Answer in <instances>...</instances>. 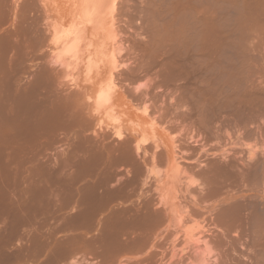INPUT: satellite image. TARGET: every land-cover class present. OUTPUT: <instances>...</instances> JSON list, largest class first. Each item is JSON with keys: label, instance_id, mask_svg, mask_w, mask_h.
<instances>
[{"label": "bare ground", "instance_id": "bare-ground-1", "mask_svg": "<svg viewBox=\"0 0 264 264\" xmlns=\"http://www.w3.org/2000/svg\"><path fill=\"white\" fill-rule=\"evenodd\" d=\"M114 1L115 0H82L80 2L78 0V2H77L78 4H81V3L84 4V5L82 4V7L85 9V12L83 15H81V17L83 16L82 17L83 20H81L80 15L76 13L75 8H73V9H71V15H70L71 18L67 21V24L65 25L64 29L55 28L54 23H51V24L49 23V26H48L49 28L46 26V30H44L43 33L45 34V32L48 30V32H46V33L47 34L49 33V36L48 35L47 36L52 37V38L50 37L51 41L58 48L57 52H55L56 50L54 52L55 53L59 52V54H54V56L56 55L55 57H53V55L50 56V57H52V59L57 58V59H54L55 63L53 62L51 64H56L58 61L59 62L61 61V63H63L62 65L59 62L57 64L58 65L60 64L59 67L63 66V68L67 72H70L71 70L74 71V69L75 70L77 69V71H78L79 69L77 67H78L79 62H77L76 60H79L80 64L82 62L84 64L83 67L86 70V72H84L85 74H88V71L90 73H92L91 71H93V69L95 67L98 68L97 63L99 62V60L96 59V57H97L99 52L97 53L96 52L97 50L96 51L94 50V54H91V53L87 54V56L85 57L84 60L82 59L83 57H81L82 60L78 59L80 57L79 55H81L79 52V50L81 49L80 48L81 43L78 44V42H80L78 40L82 39L81 34H83L84 31H86V29L83 28V26H86V25H83V23L85 22V24H87L86 20L84 21V18H88V19L93 18L95 15H98L101 12H103L104 14H106V12L110 13L109 11H107V6L110 5V9H111L113 4L115 3ZM126 1H125V5H128V4H126ZM190 1L191 0H153L152 3H151V1L149 3V0H147L148 5L150 4L149 5L150 10H146V11L142 10V11H144L146 13L145 14V15H147L146 19L149 18L148 20H151V19L155 20L154 24H152L153 22L150 23L151 25H155V26L161 28V30H159V33H161L160 37L158 35L159 34L158 31L156 32V33H158L157 37L155 38V44L157 46H155V47L153 46L154 48L162 47V48H158V50L164 49L165 52L162 50L161 51L164 52L165 54H167V53L171 54L173 51H175L176 52L175 57H173V55H172V57L174 58L173 62L176 60L174 63H179V64H175V66H177L179 68L184 67V65L188 63L187 62V61H189L188 59L192 57L191 59L193 60V63H194L193 66L198 69L197 70L198 72L201 69V74H199V75H201L200 76L201 89H199L198 91H195V89H194V92H193V90L190 89L191 87L189 85L188 86L186 85V87L180 86L179 88H176L177 90L179 89V91L181 89V92H179V95L177 94V90L175 91L176 94L173 92V95H168L169 96L168 99L170 97L174 98L173 101L176 102V103L175 102L172 103L174 105L171 104L170 108L166 109L167 111L164 110V108L166 106L163 109H162V107L159 108L157 106V108H159L161 112L164 110L165 112H168V114L174 115V118L169 115L172 118L170 120H168L169 117H168L167 113H164L167 115V116L165 115L167 117L166 124H168L169 122H172L173 120H174L173 122L175 124V122L178 123L180 120L182 125H179L180 126L179 128H182L183 125H185L184 128L189 125L190 126L189 128L193 129V130L190 129V131H192V135L194 134V132H196V134H194L192 136L191 132L189 131V134H187V136L191 135L190 137H188V138H190V141H191V139L192 140L196 139L195 143L201 144V145L196 144L197 146L201 147L199 149V150H201V159H199L197 162L198 163L197 165L199 167L201 166V169L197 170L198 166L196 167V164H195V167H196L195 173H197L201 177V180L198 178H194V179H198V180L193 179V177L196 176L197 174L194 175L193 177L192 176L186 177L188 174L186 172V170L188 169L187 171H189L190 167L189 168L187 167V169H185L186 165L184 167L179 162V159H183V157L182 156L178 157L179 152L178 153L176 152L177 151L176 149H178V147L175 145V140L173 141L172 137H170L171 133H169L170 131H168V129H171L170 128L171 126L168 129L166 127H163L162 130L165 134L164 138L166 140H168V139L169 140L167 142H165V141L161 140V138H158L159 136H156L158 138V139L156 138L157 140H154V138H153V141H154L153 145L154 146L152 144H151V146L154 147L156 151L153 152L152 151L153 148L150 147L152 149L151 151L153 152L151 154L150 158L147 157L148 159H150V162H149L150 164L147 163L148 159L143 160V161H147L146 163L149 165V168H147L148 166L146 167L148 175L150 176V175L154 174V176H155V181L157 184L156 190L158 193L157 194V196H158L157 203L153 202L154 205L151 206L152 202H150V203L148 201L141 202V204H139V206H138L139 207L138 210L137 211L133 210L135 213L134 214L135 216L132 214L134 217V218H132V220L128 219L129 216L131 215L130 213L132 212V211L131 212L129 211L130 208L128 206L127 207V208H129L128 210H127V208L126 209L122 208L123 212H120V211L118 212V210H121V209H118L117 211L115 210L116 213L111 211L112 213L111 212L110 213L113 216L108 213L109 215H111V216L108 215L109 216L108 219H106L108 217L107 216L106 218L104 217L103 220L101 219L102 221L98 220V222H97L96 219L93 220L94 218L99 217V216L96 217L97 213L101 214V211H100L101 208H102V211H104L103 209H105V207L108 205L107 202H109V204H111L112 201L117 200L114 195L116 193H117V195H120L121 194L120 193L121 188L123 186L121 185V187L120 186L118 187V186H114L112 184V186L115 187V189H111L112 186L109 187L110 184L109 185L107 184L108 186H106L105 183H107L109 181H113L110 179V177L112 178V176L109 175L108 178L106 177V178L100 179L98 177L99 180L98 181L96 180L97 182L95 181L94 185H93V180H92V182L89 181L90 184L92 183L91 185H93V186L90 185L91 188H96V189H91V190L85 189L86 187L84 188V187H82L83 186L82 185L81 187H79V188H81V190H79L78 188H77L78 190H74L73 187H75L76 185L75 186H73V185L75 184V182L77 183V178H78L77 176L80 174H85L83 176L86 177V174L89 175L90 172H93L94 170H98L99 168L97 169V167H101L102 165L105 164L106 161H109V160H107L109 153H110V155H112L113 157L116 158V160L114 158H112V159H114L113 161H117L118 158H120L121 160H122V158L128 159L127 156L131 153H129V151H128L127 143L129 142L128 145H130V147H131V146H133V145H131L133 142L131 143L128 139V142L124 141L126 143L127 148H126V146H121V148L124 147L121 149L124 151L120 152V153L124 152L123 153L125 155V158H124V157H122L123 154H121L120 157H116L118 155H115V153L113 151H112L113 154H111L112 152H109L107 154L106 152H104V150L106 148H104L103 150L100 149V146L104 147V145H99L98 146L99 148L97 147L100 140L95 141V139H101V137L99 136V138L97 137L95 139H94V137L98 136L99 133L97 134V131L99 132V130L96 131L97 135H95L94 137L90 136L93 138V139L91 138L90 141L87 140L88 137L86 139L84 136H78V138H76V140L79 139L80 141L78 140L77 141L78 143H76L75 140H74L75 143L72 142L74 144H77L74 147L76 150L78 149L77 151L75 150V152H74L73 150H70L71 152L69 151V153L67 154V153H65L67 150L65 152L63 150V152L58 154L59 156H57L61 160H64L68 157L67 160L64 161L65 163H69V162L71 163L75 159L80 158L79 160L77 159V162L79 161V165L77 162L73 163L75 165V167L77 165V169H75V171L77 170L76 171L77 174H75L74 165L72 166L73 168H71V164L69 163L70 166H68V164H66V166H67L66 167V166H64L65 164L63 163V161L61 162V160L60 161L58 160L59 163H57V162L55 163V164H58V167L56 165V167H57L56 170L60 172V173H58V175H60L61 172H62V174L65 173V170L67 169L66 170L67 172L63 175L61 174L62 175L61 177L64 179L66 177V174H68L67 177L69 176V174H70V176L68 178L66 177L64 179V180L68 179V180H66L67 183H64V185L67 184V185H65V188H64V185H62L59 188L58 195L56 196L58 199L57 200L58 202H56L54 199L52 200V198H53L52 196H51L52 197L51 200H52V202L55 201L58 204V205L55 204L58 207V209L65 208V206L67 205L69 200L70 201L72 200L75 202V205H76V211L74 213L75 216L73 214V212H74L73 210H72L73 211L72 214H70V212H69V214L71 215V218H73V216H74V219L72 220L70 218V216L67 215L70 223L73 221V222H75V224L73 223L71 225L69 222H67V224L69 223V225H66V223H65L63 226H60V227L64 228V226H66L65 228L69 229L70 227L73 226L72 228H74V230H76L78 228L77 230L79 231L80 228H82L84 226L85 228H82V229H84V231H86V230H88V229H86V227L89 228L90 226H92L90 228V230H91L94 226L95 221H96L97 226H98V230H97L98 234L93 236L94 235V233H93L91 238H90V236H89V238H87L85 235L84 236L81 235L82 233L79 236L75 234L76 236H74V235L69 236L70 238H68L66 236L67 239L63 238V240L60 241L59 239H56L55 236H53L54 229L51 231V233H48V232H50L49 228H46L49 231L43 230L41 228L43 232L44 231L47 232V233H45V236L43 237V238H45L44 241L42 238L41 247L43 249L40 248V250L42 249L45 252V254H44V252L41 250L42 251L41 253L44 254L43 260L40 262L41 264H125V263H130V262L133 263L132 262V259H133L132 256L133 255L137 256V254H141V253L143 254V252L148 256L144 260L142 259V262L140 260L138 262L139 264H144L145 262H148V261H149V263L151 261H153V263L151 262L152 264H175V263L178 264L179 261L175 262L174 258H178L180 256V254H179L180 252H184L185 250H188L187 249L188 247H186V246H188L192 243L194 245V251H196V250L199 251V249L201 248V254H200L201 255V264H264V187H263L264 186L263 185L264 184V77H263V74H264V0H193V2H195V6H196V4L198 5V3H199V6L197 8V12L196 13L194 12L195 14H193V15H192V13H193L192 10H194V9H192V7L194 4ZM121 2H124V1H121ZM128 2H131V1L129 0ZM146 3H145V5H146ZM189 3L193 4V5H190ZM143 4H144V2H143ZM114 5H116V4H114ZM189 5L191 8H189ZM146 7H147V5H146ZM199 7L203 8L204 17L203 16L200 17L199 12H201V11H198ZM70 8L71 7H69V9ZM83 8H81L82 11L80 12V14L83 12ZM114 8H113V10H114ZM133 8H134V6H133ZM135 8H136L135 10L137 11L138 7L136 6ZM201 8H200V10H201ZM122 9H123V6H122ZM124 9H125V6H124ZM148 9H149V7H148ZM190 9H192L191 10L192 12L190 11ZM103 10H106V11L104 12ZM115 10H114V12H115ZM117 10H119V7ZM194 11H196V8ZM144 12H143V14H144ZM140 13H142V12H140ZM115 15H117V13ZM145 15H143L144 18H145ZM115 17L113 19L111 17V19L114 21ZM120 18H116L115 21H118V19H120ZM140 18L142 19V17H140ZM201 18H203V20H200ZM146 19H144V20H146ZM37 20H39V19H37ZM113 21H112V23L114 24L115 21L114 22ZM151 21H153V20H151ZM32 22L34 23L33 20H32ZM142 22H143V20H142ZM30 23H31V21H30ZM30 23L28 25H30L31 28H30V26H26L29 29H27L26 27H25L26 29H24L26 34L29 32L28 37L26 36V34H24L23 37L26 36L25 41L23 40L24 42L22 44L20 42L18 43L22 46L24 43L27 44L28 41L26 42V39H30L32 45H34V43H35L34 40H37V41L39 40V39H36V37H38L37 33L39 34L41 32L40 31L38 32V30H37V33L33 34L35 32L34 31L35 27L33 28V26H37V25H31ZM113 24L110 25V27L114 26ZM80 25H81V27H80ZM119 26H121V25H119ZM149 26L150 25H148L147 27H149ZM32 28L34 30H32ZM94 28H96V27L94 26ZM110 29H112V30L114 29L113 30L114 32L116 31L115 28L111 27ZM152 29H155L154 26ZM155 30L152 31V33L155 32ZM31 31H33V32L31 33ZM149 32H151V30ZM29 34L30 35L33 34L34 36L35 35L36 36H35V38H33V35L30 36ZM42 35H40L41 38H42ZM152 35H154V34H152ZM29 36H30V38H29ZM83 37H84V35H83ZM116 37H117V35H116ZM46 40H48V39L46 38ZM152 40H151V42H152ZM6 41L4 40V43L3 42L2 43L4 45H7V43H8L9 46H11L10 43L15 44V46L12 45L13 48H11V49H13V50L17 49L16 50L17 53L21 52L22 49H23V51H25L26 47L23 48L24 46L22 47V46L18 45L17 48L14 49V47H16V45H17L16 42H13V41H9V42L7 41L6 42ZM20 41L22 42V40H20ZM76 41H77V44L80 48V49H77V51H76L79 54L78 58L75 56V54H76L75 50H76V45H77ZM116 41H118V40H116ZM146 42H148V39ZM42 43H43V41H42ZM119 43H121L120 40H119ZM31 44L29 43L27 45L29 46ZM92 44H91V46H92ZM100 44L102 45V43H100ZM4 45L0 46L1 56H5L6 54L8 55V53H5V52H4L5 55L4 54L2 55V52L4 50H7V47ZM27 45H25V46H27ZM84 45H85V43H84ZM168 46H170V47L168 48ZM81 47H84L83 44ZM116 47H117V44H116ZM121 47H123V46H121ZM164 47L165 48L167 47V48L165 49ZM87 48H89L88 44H87ZM90 48H92V47H90ZM19 49H20V51H19ZM170 49L172 50V52L169 51ZM53 50H54V48H53ZM113 50L115 51V49H113ZM117 50H119L118 47H117ZM144 50L146 52L145 48H144ZM144 50H142V51H144ZM7 51L9 52L10 49ZM81 51L85 52L84 48H82ZM116 51L113 52L111 50V52H113V53H117ZM157 51L155 49H153V52L151 51L153 53L152 58H154V56H156V55L157 56L159 55V52H157ZM162 52H160V53H162ZM22 53H19L20 56L19 55L16 56L17 59L21 58V60H19V59H18L19 61L17 60L18 63L21 61L23 63V60L26 61V59H24V58H26L25 57L26 54L25 53L22 54ZM113 53H111V55H115ZM100 54H101V52H100ZM163 54H161V55H163ZM21 55H23V56L21 57ZM60 55H64L65 57H67L65 59L66 62L62 61L63 57L61 58V60H58V57ZM83 55H81V56H83ZM1 56H0V61H1L0 63L3 64L7 60H9L7 58L4 59L2 57L4 60L7 59L6 61L3 60L4 61L3 62L1 59ZM144 56H145V54H144ZM7 57H9V55ZM168 60L171 62L170 59H168ZM10 61L13 63L14 62L13 58ZM158 61H160V60H158ZM146 62L148 63L149 61H146ZM6 63H4V65L6 64L5 66L9 67V69L7 68L5 70V73H3L4 72L3 70L6 67L1 64L3 66V68H1V65H0V68H1L0 73L2 71V75H1L2 79L0 77V79H1L0 83H2V84H0V87H1L0 88V161H1V163L5 162V165H6V166H1V169H2V167H3V169L0 170V173H1V176L4 178H6V176L3 175L4 174V172H3L4 167H8V169H9V170L8 169L5 170V172L7 171V174L10 171H12V173L18 177V176H20V174L22 172H24V170H23L24 168L23 169L20 168L21 163L23 162V161H21L22 159H25V160L32 159V158L34 159L36 157L43 155V154H41V151H40V150H42L41 149L42 146L40 147V145H42L43 141L48 140V142H49V140L50 141L53 140V139H51L53 136L51 137V135L48 136L47 134L51 133L53 135L52 130L54 131L53 126H55V124L54 125H52V124H53V122L57 123L56 121H58L59 115H61L62 117H60V118L62 120H65V121H66V119H63V118H66V117H67V119L69 118L68 121L73 122L72 125L74 123L75 124L78 123V124H80V127H81V125L83 126V124H81V123H83V121H81V119L78 120L79 116H80L79 114L83 113L82 112L83 110L81 111V107L78 106L77 104H79V105L81 104L79 102H81L80 100L83 99V98H81L82 95H84V97L87 101H90L89 98H91L87 94H85L86 93L85 91H83V90L81 91L80 87L77 86V83L74 82L76 77H77V76H75L77 73L76 72L75 74L73 73L75 76V78H73L74 81H73V79L71 80L75 83V84L72 83V87L75 86L73 88L78 87L79 89L76 88L73 90L71 88L72 89V92H71V89L69 88L70 86H68L67 89H70V91H69L70 95L68 94V92H66L69 96L66 95L65 97H67V98L63 99V101L58 99L57 98L58 96L56 97L57 94L55 93V97L61 101L59 103V101L57 100L58 101L57 103H59V106H56L57 105L56 101H54V100L51 102L48 101L50 96L48 95L49 97H46V95L48 93L46 92V95H45V91L47 89L46 90L44 89L47 84H48L47 86H49L48 82L51 81L50 75L53 74V71L51 73L50 70H52L53 68L52 69H48V68L45 69L47 72L45 71L43 74H42L43 69H40V70H42V71H40L42 75L40 74V72L38 70L37 75L36 76L33 75L36 77V78L33 77V79H37V80L34 81L32 79L34 84H33L32 89L30 90L24 84H22L23 87H21L22 85L19 87L18 85H20V84L17 83V86L15 87L16 84H15V82H13L14 80L12 79L14 72L9 73L7 71V70H10L11 65H10V62H8V61ZM22 63H20V65ZM8 64L10 66H8ZM118 64L121 67V64L119 63V61H118L117 65ZM128 64H130V63H128ZM143 64L145 65L144 67L149 65V64L146 65L145 62L142 63V65ZM75 65H77V67ZM117 65L115 64V66L117 68H119L118 70L120 71V67ZM150 65H152V64H150ZM130 66H131V64L127 68H130ZM134 66H135V64H134ZM170 66H171V64L168 67H170ZM180 66H182V67H180ZM13 68H11V69L14 70ZM110 68H111V66H110ZM112 68L116 69L115 67H112ZM114 69L112 71H114ZM121 69H122V67H121ZM184 69H185V67H184ZM118 70H115V71H117V73H119ZM124 70H125V68H124ZM124 70H123V74H120V73L118 74V75H120V77H121V75L122 76L124 75ZM112 71L110 70L111 73H112ZM174 71L171 70V73H169L168 75H170V74L174 75V73H172ZM182 71H183V69H182ZM197 71L195 72L196 74H197ZM176 72H178V71H176ZM186 72L187 71H185L184 73H186ZM16 73H14V75L17 76ZM117 73L116 72L114 73L116 75V79L113 77L114 76L113 74H111V75L109 74L108 76H110V77H107V79L105 81L96 80L95 82H92L93 83V91H92V98L91 99L93 101L92 103H93V106L95 109L98 110L100 107L107 104V102L111 101L110 99L112 98V95L115 93L116 87H118L117 84L119 83L118 81H116L117 77H118ZM130 73H132V75H134V73H137V70L132 68ZM164 73H167V72L164 71ZM181 73L183 74V72H181ZM38 74L40 75L39 77H38ZM161 74H163V71ZM56 75H57V73H56ZM163 75H165V74H163ZM61 76H62V74H61ZM125 76H126V74H125ZM175 76L177 77L176 74H175ZM63 77L65 78L66 76H63ZM78 77H79V74H78ZM120 77H118V78H120ZM128 77L129 76H126V77H124V79L128 78ZM166 77H168V76H166ZM178 77H179V75H178ZM131 78H130V80H131ZM170 78H171V76L169 77V79ZM196 78H195V80H196ZM173 79L175 80L174 77H173ZM184 79H185V77L182 80L184 81ZM188 79H189V77H188ZM155 80L156 79L154 78V82H155ZM177 80L180 81L178 78H177ZM182 80H181V82H182ZM195 80H194V82H195ZM32 81H30V82L33 83ZM63 81H66V80H63ZM68 81H70V79ZM68 81L65 83H68ZM71 81H70V84H71ZM77 81H78V79H77ZM157 81H156V85H157ZM173 81H172V83H173ZM116 82H118V83L116 84ZM166 82L167 81H164L165 84H166ZM19 83H21V82H19ZM52 83H53V78H52L51 84ZM189 83L190 82H188V84ZM196 83H198L197 80H196ZM159 85H161V84H159ZM169 85H170V83H169ZM193 86L195 87V85H193ZM197 86L195 88H197ZM60 87H58V88H60ZM173 87H176V86L173 85ZM188 87H190L189 88L190 90L188 89ZM156 89H157V87H156ZM161 89H162V87H161ZM43 90H45V91L43 92ZM50 90L51 89H49V92H51ZM61 90H63V89H61ZM75 90H76L77 94L75 93ZM77 90H79L81 92H79ZM137 92H138V90H137ZM144 92H142V93H144ZM78 93L79 94L82 93V95L79 96ZM74 94H76V95L74 96ZM85 95H87L88 97ZM142 95H144V94H142ZM147 95L148 94H145L144 97ZM76 96H77V98L79 96V98H81V99L80 100L78 99L79 101H77ZM138 96H140V95H138ZM136 98H138V97H136ZM142 98H143V96H142ZM145 98H147V97H145ZM154 98H156V97H154ZM158 98H159V96H158ZM50 100H51V97H50ZM136 100L138 101V99H136ZM147 100L146 101L143 100V104H145L143 107L144 110L142 111L144 114V117L142 120L140 119L141 120L140 122H136V126L142 127V130L144 127L148 126L150 129L153 130L155 128V126L159 124L158 118H155L156 114L154 115V113H153L157 109L155 108L156 106L154 105L155 110L152 109V111H151L153 113L154 118L151 119L152 117L151 118L149 117L150 116L149 110L151 109L150 108L151 106L148 107V105H150V104H147ZM166 100H167V98H166ZM75 101H77L78 103L75 104ZM87 101L84 104L88 105V107H89V104H87ZM150 101L151 100H149L148 102H150ZM82 102H85V100ZM140 103H141V98H140ZM138 105H136V106H138ZM60 106H62V107H60ZM59 107H60V111L58 109ZM67 107H68V109H67ZM70 107L72 108V110ZM74 107H76V108L78 107V108L75 110ZM185 107H186V110L184 109ZM63 108H66V112H61V109H62V111H65V109H63ZM182 109H183V112L181 111ZM172 110H173V112H171ZM84 111L86 112V109ZM177 111H179V112H177ZM158 112L159 111H157L156 113H158ZM164 114H163V117H165ZM161 117H162V115L159 118L163 121L164 118L162 117L163 118L162 119ZM140 118H141V116H140ZM136 120H138V119H136ZM60 122H58L57 124H59V123L62 124V122H64V121L60 120ZM65 123H63V125H62L64 130H63V128H57L56 127L57 124H56L55 127L57 129H59L56 131H60V129L65 131V127L68 126L67 123L66 124ZM78 124H77V127H79ZM161 125H163V124H161ZM80 127H79V129H81ZM189 128H187V130ZM194 128L196 131L194 130ZM158 129H159V127L156 130H158ZM160 131L161 130L159 129V132ZM182 132H183V130H182ZM119 133L120 132L115 133L118 135L117 138L122 136L121 133L120 134ZM161 133H162V131H161ZM164 134H162V135L164 136ZM49 137H50V139H49ZM80 137H82V138H80ZM65 138L66 137H64V138L62 137V140L64 141ZM83 138H85L86 140ZM105 138L107 139L108 137H105ZM185 138L184 139L188 141V138L186 136H185ZM198 138L201 139V141H200L201 143H199V140H197ZM108 139H110V138H108ZM122 139L124 140L125 138H122ZM59 140H61V139H59ZM103 140H101V141H103ZM149 140H150L149 137H144V138H141L140 141H137V143H134L135 145L133 147H136L137 151H139L138 154L141 153L140 151H142L144 153V155H146V156L148 155L147 154L148 152L146 153V148H144V147H146V143ZM63 141H61V143ZM65 141H66V139H65ZM120 141H121V138H120ZM120 141L117 143L118 146H116L117 144L111 145L112 144L111 142H110L111 144L110 143L107 145L105 144V146H108L107 147L108 150H113V148L110 149L109 145L113 146V147H119V144H121ZM178 141H180V140H178ZM54 142H55V140H54ZM56 142H57V137H56ZM121 142H123V141H121ZM169 142H170V144H169ZM193 142L194 141H191V144ZM63 143L65 145L66 142H63ZM102 143L104 144V142H102ZM102 143H100V144H102ZM181 143L183 144L184 141H181ZM143 144H145V146H143ZM187 144L184 143L185 148L182 145L183 148L186 150H188L186 147L189 146V145L187 146ZM67 145H68V143H67ZM71 145L72 144H70V148H71ZM123 145H125V144H123ZM38 146L40 149H38ZM76 146H78V148H76ZM192 146L193 147L195 146L194 143ZM192 146H191V149H189L188 151L185 150L187 153L182 149H180V152L182 150L183 152L186 153V155L188 153L190 154V152L193 153L194 151H192V148H193ZM164 147H168L169 151H166V152L164 150L162 151V148H164ZM74 148L72 145V149H74ZM80 148L86 149V151L85 150L81 151ZM89 148L92 150H89ZM179 148H181V146ZM46 149H47V147H46ZM147 149H149V148H147ZM159 149H161V150L158 151ZM116 150H117V152H119L118 149H116ZM165 150H167V149H165ZM193 150H195V152H196V150H198V149L193 148ZM134 152H136V151H134ZM149 152H150V149H149ZM45 153H46V151H45ZM163 153L164 154L166 153L165 156L163 155ZM192 153L188 157L186 156V158L191 159L193 155H194L193 157L195 158V154H192ZM52 155H54V154H52ZM112 156H110V158H109L111 161H112V159H111ZM140 156H142V155H140ZM140 156H139V158H141ZM43 157H45V156H43ZM184 157H185V155H184ZM2 159L4 161H2ZM36 159H34V160H36ZM68 159H69V161H68ZM121 160L119 162H121ZM186 160H184V161H186ZM80 161H81V163H80ZM125 161H127V160H125ZM60 162L62 164H60ZM6 163H8V164H6ZM157 163L165 165V166H163V167H165L164 170L161 169V165L159 166ZM94 164L96 167L94 166V168H92L91 166ZM110 164H112V163H110ZM131 164H133V163H131ZM138 164H140V162L137 163L136 165H138ZM53 165H54V163H53ZM123 165H125V164L123 163ZM157 165L159 166V168H160L159 170H161V171L158 170ZM105 166H106V164H105ZM110 166L108 164L106 168L108 169V167H110ZM38 167L36 169L30 170L32 177H34L33 174H40L41 175L43 173V172H41V168L38 169ZM41 167H42V165H41ZM68 168L71 170L70 173H68V171H69ZM114 168H116V167H114ZM194 169L195 168H193V169L191 168V170H194ZM103 170H104V168H103ZM191 170L189 171V175L195 174L194 171H191ZM108 171L106 170L107 173H108ZM111 171H112V169H111ZM71 172L73 175L71 174ZM12 173H11V175H13ZM31 174H30V176H31ZM112 174L114 176L113 172H112ZM183 174H185V178H187V180H190V181H187L185 179L186 180L185 181L183 179L185 181V183H184L185 185L183 187L186 186V190H184V191H185V193H187L189 195L187 197L193 196L192 192H194L196 190V189H194V190L192 189L193 191L189 192L191 190L190 188L193 185H197V183L199 181H200L199 183H201L200 185L198 183V185L201 186V190H200L201 194L198 192H197V194H195L196 192L194 193V197L196 195L200 196L199 200H201V213H200L201 221H198L200 218L197 220V218L200 217V215H199L200 210L199 211L197 210L198 213H196L197 211L195 212L196 214H198L197 215L198 217L196 218L193 211H195L197 208L195 210L193 208V210H192V208L189 209L188 203L187 204L184 203V204H186L184 206L182 205V203H177V201H180L182 196L179 197V196L175 195V193H173V191H172L173 185L176 182V178L177 177L181 178V176L184 177ZM48 175H49V173H48ZM1 176H0V178H1L0 180H4V179H2ZM73 176H75V177H73ZM92 176H93V174H92ZM105 176H106V173H105ZM141 176H143V175H141ZM62 178L57 179L56 182H58V185H59V181H61L60 183H63V181L61 180ZM78 179H81V178L79 177ZM115 179H116V177H115ZM177 179H179V178H177ZM30 180H32V179H30ZM35 180H37V179H34V181ZM116 181H117V179H116ZM184 181H182L181 184H183ZM3 182H1V183H3ZM30 182H32V181H30ZM56 182H55V185H56ZM83 182H85V181L83 180ZM186 182H189V183H186ZM27 183H29V182H27ZM38 183H40V182H38ZM79 183H81V182H79ZM122 183H124V182H122ZM85 184H87V183H85ZM88 184H87V186L90 187ZM15 185H17V184H15ZM29 185H31V184H29ZM29 185H27V187H28L27 191H29L30 190L29 188H31V186L29 187ZM77 185H78V183H77ZM104 185L107 188L109 187L110 189L109 188L108 189L110 191H108V192L105 191ZM115 185H119V184H115ZM0 186H1V184H0ZM35 186H37V185H35ZM102 186L104 187V189L102 188ZM197 186H196V188H197ZM125 187L127 189V186H125ZM193 187H195V186H193ZM51 188H53V187H51ZM82 188H84L85 190ZM98 188L103 189V190L101 191ZM0 189H1V187H0ZM36 189H37V187H36ZM36 189H35V191H38ZM44 189H45V187H44ZM54 189H57V187ZM130 189H131V187H130ZM13 190H14V188H13ZM32 190H34V189H32ZM42 190H43V187H42L41 191ZM52 191H53V189H52ZM30 192H32V191L30 190L29 193H27V196L30 195ZM118 192L120 194H118ZM203 192H205V193H203ZM36 193L38 194V192H36ZM39 193H40V190H39ZM55 193H57V192H55ZM126 193L124 192V194H126ZM48 194H49V192H48ZM50 194H51V190H50ZM33 195H31V196H33ZM39 195H41V194H39ZM53 195H55V194L53 193ZM127 195H128V193H127ZM129 195H130V192H129ZM132 195H133V193H132ZM132 195H130V196H132ZM34 197H35V195H34ZM126 197L127 196L125 195L124 200H126ZM194 197L192 199H194ZM123 198H124V195H123ZM128 198L130 199V197H128ZM196 198H197V196H196ZM41 199H42V201L44 200L43 198H39V200H41ZM110 199H112V201ZM192 199H191V201H189L190 204H192L193 206H197L199 208V206H198L199 203L197 202L198 200L196 201V199L195 200H192ZM30 200L29 201L32 202L33 199H30ZM34 200H35L34 202H37L36 199H34ZM39 200L37 203H40ZM118 200H120V198ZM72 201H71V203H72ZM209 202H213V203H211L210 205H206ZM46 203H48V202H46ZM46 203H45V205H46ZM31 205H30V207H31ZM48 206H50V205H48ZM67 206H66V210L69 209V208H67ZM108 207H110V206L108 205ZM47 208H50V207H47ZM37 209H39V208H37ZM62 210L65 211V209H62ZM202 210H204V212ZM205 214H210V215L203 217ZM44 215H45V213H44ZM44 215L42 214V216H44ZM49 215H51V214H49ZM64 215H66V214H64ZM132 215H131V217H132ZM47 217H49V216L47 215ZM47 217H46V219H47ZM51 217H54V216L51 215ZM67 217H64V218H67ZM40 219H42V218H40ZM50 220H52V219H50ZM68 220H65V222ZM43 221L45 222V220H43ZM57 222H59V221L57 220ZM90 222H93V223H90ZM41 225L42 224H40V226ZM95 225H96V223H95ZM68 226H70V227H68ZM76 226H77V228H76ZM38 227H39V225H38ZM44 227H45V225H44ZM49 227H51V226H49ZM60 227H58V228H60ZM95 227H94V229H92V231L96 230ZM173 228L175 229V231L173 230ZM170 229L173 230V237L175 235V240L180 241V239L179 240H177V239L178 238L183 239V243L185 244L184 247H186L185 249H183V251H180L179 253L177 251L178 254L176 253V248H175V242L176 241L175 242L173 241V244L171 243L172 245L169 244V247H171V250L168 253H165V251L163 250V249H165V248H163L164 245L167 244V243H165V241L168 239V235L165 233H166V231H168ZM74 230H72V231H74ZM197 230H198V232H197ZM27 232H28V230H27ZM169 232H172V231H168V233ZM89 233H92V232H89ZM26 234L28 235V233H26ZM54 234H56V233H54ZM169 234H171V233H169ZM43 235L44 234H42V236ZM36 236L37 235L34 234L33 237L30 236L33 239H31V238H29V239H31V241H32L35 239L34 237H36ZM39 237L40 236H38V239L41 240ZM53 237L55 239H53ZM170 237H171V235H170ZM50 238H52V239H50ZM49 239H50V241H49ZM39 240H38V242H40ZM56 240H58V241H56ZM167 242L169 243V240H167ZM176 244H177V242H176ZM199 244L201 246H199ZM30 246H32V245L30 244ZM165 246L167 247V245H165ZM23 247L25 248V246H23ZM34 247H35V245H34ZM20 249L22 250V247L19 248V250ZM38 249H39V247H38ZM191 249H192V247H191ZM241 249H244V250H241ZM25 250L28 251L26 248H25ZM29 250H31V249H29ZM178 250H181V249H178ZM19 252H20L19 254L21 255V251H19ZM23 252H24V250H22L21 257L23 256ZM38 253H37V255L40 258L41 253L40 254H38ZM13 254H15V253H13ZM30 254L31 253H28L27 255H25L24 256L25 259ZM168 255H171V258L169 260L174 259V262L168 263L169 262V260L167 259ZM8 256H10V255H8ZM39 258H37V259L40 260ZM120 258H122V259L124 258V260L121 261ZM183 258L184 257H181V259H183ZM17 259H19V255H18ZM188 259H190V258H188ZM10 260H12V259H10ZM32 260H33V258H32ZM166 260H168V261H166ZM30 261L31 260L29 259V262ZM34 261H35V259L33 260V262ZM133 261H135V260H133ZM189 261H191V260H189ZM9 262H11V261H9ZM35 263H37V262L35 261ZM35 263H33V264H35ZM136 263H137V261L133 264H136ZM194 263L195 262H193L192 264H194Z\"/></svg>", "mask_w": 264, "mask_h": 264}, {"label": "rangeland", "instance_id": "rangeland-1", "mask_svg": "<svg viewBox=\"0 0 264 264\" xmlns=\"http://www.w3.org/2000/svg\"><path fill=\"white\" fill-rule=\"evenodd\" d=\"M80 2L82 1V0H79ZM121 1H124V2H121ZM115 0L114 2V4H116V5H114L113 4V6L111 7V9H110V5H108L107 6V11H109L110 13H107L106 12V14H104L103 12H101L100 14H98V15H95L93 18H90V19H88V18H84V21L86 20V23L87 24H85V22L83 23V25H86V26H83V28L84 29H86V31H84V33L83 34H81V36H82V39H80V40H78V41H80V42H78V44L79 43H81V46H82V44H83V46L84 47H81L80 46V48H79V46H78V44H77V41H76V50H75V56L78 58L79 56V58L78 59H80V60H84L85 59V57L87 56V54H94V50L98 53V55H97V57H96V59H98L99 60V62L97 63L98 64V68L97 67H95L94 69H93V71H91L92 73H90L89 71H88V74H85L84 72H86V70H85V68L83 67L84 66V64H83V62L80 64V61L79 60H76L77 62H79V64H78V67H77V65H75L79 70L77 71V69L75 70L74 69V71L73 70H71L70 72H67L64 68H63V66H60L59 67V65L61 64H63V63H61V61L59 62L60 64L58 65L57 63L56 64H51V63H55V60L54 59H57V58H53L52 59V57H50L51 55H53V57H55L54 56V54H59V52L58 53H55V52H57V47H56V45L51 41V38L50 37H48L49 36V33L47 34L46 32H48V30L45 32V34L43 33L44 32V30H46V26L48 27L49 26V23L51 24V23H54V25H55V28H59V29H64V27H65V25L67 24V21L71 18V9H73V8H75V10H76V13L77 14H79L80 15V18H81V20H83L82 19V17H81V15H83L84 14V12H85V9L82 7V4L83 3H81V4H78L77 2H78V0H0V46H3L4 44V40L6 41H13V42H16V47H14V49L15 48H17V46L18 45H20V44H18L19 42L22 44L24 41H25V38H26V36L28 37V33L26 34V32L24 31V29H26L27 27L26 26H30V25H28L29 23H30V21H31V25H37V26H33V28L35 27V30L32 28V30H34L35 32L33 33V34H36L37 33V30H38V32L40 31L41 33H37V36L38 37H36V39H39L38 41L40 42H38L37 40H34L35 41V43H34V45H32L31 44V40L30 39H26V42H27V44H31V45H27L26 43H24L23 44V46L22 45H20V46H22L23 48H25V51H23V49L21 50V52H18L17 53V49H15V50H13V49H11V48H13V46H15V44H12V43H10L11 44V46H9L8 45V43H7V45H4V46H6L7 47V50H9L10 49V53L7 51V50H4L3 52H2V55L4 54L5 55V53H8V55H9V57H7L6 55V57L5 56H1V54H0V56H1V59H2V61L5 59V58H7V59H9V60H7L8 62H10V65L8 64V66H10V70H7L9 73L11 72H14V73H16L17 74V76L16 75H14V73H13V76H12V79L14 80L13 82H15V87L17 86V83L18 84H20V85H18L19 87L22 85V84H24V85H26V87H28L30 90L32 89V87H33V84H34V82L32 81V79H33V77H35L36 75H37V71L39 70V72L40 71H42V70H40V69H43V71H42V74L46 71L45 69H52V70H50V72L52 73V71H53V74H51L50 76H51V81H52V78H53V83L51 84V81L50 82H48L49 83V86L51 87H49V86H45V90H43V92L45 91V95H46V92L48 93L47 95H46V97H51V100H50V97H49V99H48V101L49 102H51V101H56V106H59V103L61 102V101H63V99H65V98H67V97H65L66 95L67 96H69L70 94H69V91H70V89L72 88L73 90L74 89H76V88H78V87H80V90L82 91H85L86 93L85 94H87L89 97H91L92 98V91H93V83L92 82H95L96 80H98V81H105L106 79H107V77H110V76H108L109 74L111 75V74H113L114 76V78L116 79V75L114 74L115 72L117 73V71H115V70H118L119 68H117L116 66H115V64L117 65V63H118V61H119V63L121 64V67H122V69H121V67H120V65L118 64L117 66H119L120 67V71L118 70V72L120 73V74H123V70H124V68H125V70H124V77H126V76H129L128 78H125L124 79V77L121 75V77H120V75H118L119 73H117V75H118V77H120V78H118L117 77V80L116 81H118V82H116V84H117V86L118 87H116V91H115V93L112 95V98L109 100L110 102H107V104H105L104 106H102V107H100L98 110L97 109H95L94 108V106H93V101H92V99L91 98H89L90 99V101H87L86 99H85V97H84V95H82V93L81 94H79V96H81L82 95V97L81 98H83V99H81V98H79V96H78V98H77V96H76V98H77V101H79L80 99V101L81 102H79V103H81L80 105L79 104H77L78 106H80L81 107V111L83 112V113H80L79 115V119L78 120H80L81 119V121H83V123H81V124H83V126L81 125V127H80V124H78L79 125V127L81 128V129H79V127H77V124H73L72 125V123L73 122H71V121H68V119H67V117L66 118H63V119H66V121L65 120H62L60 117H62L61 115H59V119H58V121H56L57 123L58 122H60V120L61 121H64V122H62V124H57V123H55V122H53V124L52 125H54L55 124V126H56V124H57V128H63V123H67V127H65V131H63L64 130V128H63V130L62 129H60V131H56V130H59V129H57L55 126H53V128H54V131L52 130V132H53V135L50 133H48L47 135L49 136V135H51V139H53V140H49V142H48V140H46V141H43V143H42V145H40V147H41V149L42 150H40L41 151V154H43V155H41V156H39V157H36V158H34V159H36V160H34L33 158L32 159H28V160H25V159H22L21 161H23L22 163H21V167L20 168H24L23 170H24V172H22L21 174H20V176H15L13 173H12V171H10L8 174H7V171L5 172V170H7L8 169V167H4V170H3V172H4V176H6V178H4V177H2L1 176V173H0V176L2 177V179H4V180H0V184H1V189H0V264H33V263H35V261L37 262V263H35V264H39L42 260H43V256H44V254H45V252H44V250H42L43 248L41 247V244H42V238L45 236V233H47V232H43L42 231V229L43 230H48V229H46V228H49V230H50V232H48V233H51V231L54 229V233H56V234H54L53 233V236H55V238L56 239H59L60 241H62L63 240V238L64 239H67V237L68 238H70L69 236H72V235H74V236H76V235H80L81 233V235H85L87 238H89V236H90V238H91V236L93 235V233H94V235L93 236H95V235H97L98 234V226H97V222H98V220L100 221L101 219L103 220L104 219V217L106 218L109 214H111L112 212L111 211H113V212H115L116 213V211L118 210V209H121V210H118V212L120 211V212H123L122 210L123 209H126L128 206H129V208H127V210L129 209V211L131 212L130 214L132 215H134L135 213H134V211H137L138 210V206H139V204H141V202H146V201H148L149 203L150 202H152V205L151 206H153L154 205V203H157V199H158V196H157V188H156V186H157V184H156V181H155V176H154V174L153 175H148V172H147V168H149V165L148 164H150L149 162H150V159H148V158H150L151 157V154L154 152V151H156L155 150V148L154 147H152L151 146V144L153 145V138H154V140H157L158 138H161V140H163V141H165V142H167L168 140H166L164 137H165V134H164V132H163V130H162V128L163 127H166L167 129L170 127L171 129H168V131H170L169 133H171L170 134V137H172V139H173V141L175 140V145L178 147V149H176L177 151V153L179 154L178 155V157H183V159L184 160H186V161H184L183 159H179V162L182 164V166H184L185 167V165H186V167H185V169H187V167L189 168V171L191 170V168L193 169V168H195L194 170H191V171H194V173H195V170H196V167L198 166L197 164V162H198V160L199 159H201V150H199L201 147L200 146H197V145H201V144H197V143H195V140L196 139H194V140H192L191 139V141H194L193 143H194V147L192 146L193 145V143L191 144V141H190V138H188V137H190L191 135H192V131H190V129H192V128H189L190 126L188 125V126H186L185 128H184V126L185 125H183L182 126V128H179L180 126L179 125H182L181 124V121L179 120V124L178 123H176L175 122V124H174V120L172 121V122H169L168 124H166V119H167V115H168V117H169V119L168 120H170L172 117L174 118V115H172V114H168V112H165L164 110H166V109H168V108H170V106H171V104L172 103H174L175 101H173L174 100V98H169L168 99V95H173V92L176 94V88H179L180 86L181 87H183V86H185L186 87V85L188 86H190V87H188V89L190 88L191 90H193V92H194V89H195V91H198L199 89H201V80H200V76L201 75H199V74H201V69L199 70V72L197 71L198 69L196 68V67H194L193 66V60L191 59V58H189L188 60L189 61H187L186 63L187 64H185L184 65V67H185V69H184V67H182V66H180V67H182V68H179V67H177V66H175V64H179V63H174L173 62V60H174V58L173 57H175V54H176V52L175 51H173L172 52V50L170 49L169 51L170 52H172L171 54H165L164 52V49L162 50V51H164V52H162L160 49L158 50V48H162V47H156V48H154L155 46H157L156 44H155V38L157 37V34L159 33V30H161V28H159V27H157V26H155V25H151L150 23H152V24H154L155 23V20L154 19H151V20H153V21H151V20H148V19H146L147 18V15H145L146 13L144 12V11H142V10H150V4L148 5V2H147V0H130L131 2H128L129 0ZM125 1H126V4H128V5H125ZM147 3H146V2ZM150 1H151V3L153 2V0H149V3H150ZM67 2V3H66ZM79 2V3H80ZM134 2V3H133ZM143 2H144V4H143ZM189 2V1H188ZM190 2H192L193 4H190V5H193V7H192V9H194L195 10V8H196V11H194V10H192V9H190V11L192 10L193 11V13H192V15L193 14H195L196 12H197V8H198V6H199V3H198V5L196 4V6H195V2H193V0H191ZM130 3V4H129ZM142 3V4H141ZM145 3H146V5H147V7H146V5H145ZM201 3V2H200ZM112 4V3H111ZM137 4V5H136ZM71 5V6H70ZM84 5V4H83ZM121 5V6H120ZM134 6V8H133V6ZM190 5H189V8H191L190 7ZM73 6V7H72ZM122 6H123V9H122ZM124 6H125V9H124ZM138 7L137 8V11L135 10L136 8L135 7ZM201 6V5H200ZM69 7H71L70 9H69ZM115 7V8H114ZM117 7V8H116ZM118 7H119V10H117L118 9ZM140 7V8H139ZM146 7V8H145ZM148 7H149V9H148ZM81 8H83V12L80 14V12L82 11V9ZM113 8H114V10H115V12L117 13V15H115L116 13L114 12V10H113ZM145 8V9H144ZM200 8L201 7H199V9H198V11H201V12H199L200 14V17H204V15H203V8H201V10H200ZM123 11H122V10ZM134 12H133V11ZM104 12L106 11V10H103ZM118 11V12H117ZM122 11V12H121ZM139 11V12H138ZM191 11V12H192ZM113 12V13H112ZM128 12V13H127ZM138 12V13H137ZM140 12H142V13H140ZM143 12H144V14H143ZM195 12V13H194ZM109 14V15H108ZM105 15V16H104ZM112 15V16H111ZM116 17H115V16ZM141 15V16H140ZM143 15H145V18H144V16ZM85 16V15H84ZM79 17V16H78ZM111 17H112V19L115 17V19L116 18H120V19H118V21H115V19H114V21H115V23L113 24L112 23V19H111ZM140 17H142V19L140 18ZM79 18V19H80ZM37 19H39V20H37ZM122 19V20H121ZM144 19H146V20H144ZM205 19V18H204ZM32 20L34 21V23L32 22ZM142 20H143V22H142ZM148 20V21H147ZM200 20H203V18H201ZM111 21V22H110ZM113 21V22H114ZM146 23H145V22ZM110 22V23H109ZM142 22V23H141ZM149 24H148V23ZM82 23V22H81ZM144 23V24H143ZM114 25V26H111L112 28H115L116 29V31L114 32L112 29H110L111 27H110V25ZM119 25H121V26H119ZM148 25H150L149 27L151 28H149V27H147ZM94 26L96 27V28H94ZM145 26V27H144ZM153 26H154V28L156 29H152L153 28ZM26 27V28H25ZM80 27H81V25H80ZM86 27V28H85ZM144 27V28H143ZM30 28H31V26H30ZM49 28V27H48ZM47 28V29H48ZM94 28V29H93ZM27 29H29V28H27ZM144 29V30H143ZM43 30V31H42ZM151 30V32H149ZM155 30V32H153L152 33V31H154ZM158 31V33H156ZM25 32V33H24ZM33 31H31V33H32ZM149 32V33H148ZM161 32V31H160ZM86 33V34H85ZM112 33V34H111ZM115 33V34H114ZM146 33V34H145ZM148 33V34H147ZM151 33V34H150ZM156 33V34H155ZM24 34H26V36L25 37H23V35ZM32 34V35H33ZM94 34V35H93ZM141 34V35H140ZM152 34H154V35H152ZM160 34L161 33H159L158 35H159V37H160ZM30 35V34H29ZM32 35H30V36H32ZM40 35H42V38L40 37ZM48 35V36H47ZM83 35H84V37H83ZM116 35H117V37H116ZM143 35V36H142ZM151 35V36H150ZM156 35V36H155ZM30 36H29V38H30ZM36 36V35H35ZM35 36L33 35V38H35ZM86 36V37H85ZM115 36V37H114ZM142 36V37H141ZM24 38V39H23ZM46 38L48 39V40H46ZM84 38V39H83ZM86 38V39H85ZM147 39H148V42H146L147 41ZM154 41H153V40ZM20 40H22V42L20 41ZM24 40V41H23ZM84 40V41H83ZM90 40V41H89ZM116 40H118V41H116ZM119 40H120V42L121 43H119ZM151 40H152V42H151ZM6 41V42H7ZM30 41V42H29ZM42 41H43V43H42ZM87 41V42H86ZM3 42V43H2ZM83 42V43H82ZM42 43V44H41ZM84 43H85V45H84ZM93 43V44H92ZM100 43H102V45L100 44ZM119 43V44H118ZM144 43V44H143ZM148 43V44H147ZM3 44V45H2ZM6 44V43H5ZM41 44V45H40ZM87 44H88V46H89V48H87ZM91 44H92V46H91ZM116 44H117V47H118V49L119 50H117V47H116ZM123 44V45H122ZM13 45V46H12ZM25 45H27V46H25ZM40 45V46H39ZM44 45V46H43ZM147 45V46H146ZM10 48H9V47ZM31 46V47H30ZM49 46V47H48ZM115 48H114V47ZM121 46H123V47H121ZM150 46V47H149ZM154 46V47H153ZM30 47V48H29ZM90 47H92V48H90ZM131 47V48H130ZM148 49H147V48ZM170 46H168V48H169ZM9 48V49H8ZM19 48V47H18ZM21 48V47H20ZM53 48H54V50H53ZM82 48H84V50H85V52L84 51H81L82 50ZM133 48V49H132ZM144 48L146 49V52H145V50H144ZM155 49L157 52H159V55L156 57V56H154V58H152V55H153V49ZM165 48V47H164ZM167 48V47H166ZM165 48V49H166ZM77 49H80L79 50V52H80V54L81 55H83V56H81V55H79L78 54V52H76L77 51ZM113 49H115V51L117 52V53H113V52H115ZM127 49V50H126ZM151 49V50H150ZM56 50V51H55ZM110 50V51H109ZM111 50L113 51V52H111ZM142 50H144V51H142ZM168 50V49H167ZM166 50V51H167ZM16 51V52H15ZM19 51H20V49H19ZM55 51V52H54ZM152 51V52H151ZM5 52V53H4ZM23 52V53H22ZM51 52V53H50ZM100 52H101V54H100ZM151 52V53H150ZM160 52H162V53H160ZM16 53V54H15ZM19 53H22V54H26L25 55V57L26 58H24V59H26V61L25 60H23V63H22V61L21 62H17V60L19 59V60H21V58H16V56H18L19 55ZM83 53V54H82ZM110 53V54H109ZM111 53H113V54H115V55H111ZM147 53V54H146ZM165 55H164V54ZM14 54V55H13ZM107 54V55H106ZM144 54H145V56H144ZM149 54V55H148ZM151 54V55H150ZM158 54V53H157ZM161 54H163V55H161ZM49 55V56H48ZM79 55V56H78ZM170 55V56H169ZM172 55H173V57H172ZM20 56V55H19ZM23 55H21V57H22ZM61 56V57H60ZM59 57H58V60H61V58H62V61L63 62H66L65 61V59L67 58V57H65L64 55H60ZM147 56V57H146ZM150 56V57H149ZM163 56V57H162ZM4 59H3V58ZM81 57H83L82 59H81ZM108 57V58H107ZM143 57V58H142ZM166 57V58H165ZM168 57V58H167ZM13 58V63L10 61L11 59ZM100 58V59H99ZM147 58V59H146ZM161 58V59H160ZM164 58V59H163ZM145 59V60H144ZM149 59V60H148ZM167 61H166V60ZM168 59H170L171 60V62L168 60ZM6 60H4V61H6ZM18 60V61H19ZM69 60V59H68ZM114 62H113V61ZM124 60V61H123ZM158 60H160V61H158ZM165 60V61H164ZM3 61V62H4ZM6 61V62H7ZM57 61V60H56ZM70 61V60H69ZM121 61V62H120ZM146 61H149L148 63L146 62ZM151 61V62H150ZM1 62V61H0ZM6 62H4V63H6ZM114 64H113V63ZM145 62V64L147 63V64H149V65H147L146 67H144L145 65L143 64L142 65V63H144ZM154 62V63H153ZM158 62V63H157ZM165 62V63H164ZM178 62V61H177ZM4 63L2 64V63H0V65L2 64L3 66H5L4 65ZM20 63H22L21 65H20ZM128 63H130L131 64V66H130V68H127V67H129V65L130 64H128ZM163 63V64H162ZM171 64V66L170 67H168L170 64ZM191 63V64H190ZM65 64V63H64ZM113 64V65H112ZM134 64H135V66H134ZM150 64H152V65H150ZM165 64V65H164ZM189 64V65H188ZM1 65V68H3V66ZM140 65V66H139ZM155 65V66H154ZM161 65V66H160ZM164 65V66H163ZM188 67H187V66ZM50 66V67H49ZM52 66V67H51ZM55 68H54V67ZM57 66V67H56ZM82 68H81V67ZM110 66H111V68H110ZM138 66V67H137ZM179 66V65H178ZM192 66V67H191ZM6 68H4V72L3 73H5V70L8 68L9 69V67H7V66H5ZM14 67V68H13ZM112 67H115L116 69H114V68H112ZM168 67V68H167ZM0 68V69H1ZM11 68H13L14 70H12ZM132 68H134V69H136L137 70V73H134V75H132V73H130V71L132 70ZM148 68V69H147ZM176 68V69H175ZM191 68V69H190ZM114 69V71H112ZM131 69V70H130ZM178 69V70H177ZM182 69H183V71H182ZM193 69V70H192ZM17 70V71H16ZM55 70V71H54ZM63 72H61V71ZM110 70L112 71V73L110 72ZM129 70V71H128ZM139 70V71H138ZM147 70V71H146ZM163 71V74H165V75H163V74H161L162 73V71ZM171 70L172 71H174V72H172V73H174V75L173 74H170V75H168L169 73H171ZM191 70V71H190ZM16 71V72H15ZM19 71V72H18ZM73 71V72H72ZM160 71V72H159ZM164 71L165 72H167V73H164ZM176 71H178V72H176ZM185 71H187L186 73H184ZM194 71V72H193ZM197 71V74L195 73ZM47 72V71H46ZM49 72V73H50ZM77 72V73H76ZM79 72V73H78ZM126 72V73H125ZM176 72V73H175ZM181 72H183V74L181 73ZM189 72V73H188ZM56 73H57V75H56ZM76 73V75L75 76H77L78 77V74H79V77L77 78L76 77V79H75V81H74V79L73 78H75V76H74V74ZM129 73V74H128ZM149 73V74H148ZM40 74H41V72H40ZM41 74V75H42ZM61 74H62V76H61ZM125 74H126V76H125ZM167 74V75H166ZM175 74L177 75V77L175 76ZM181 74V75H180ZM185 74V75H184ZM187 74V75H186ZM195 74V75H194ZM1 75H2V71H1V73H0V77H1ZM33 75H35V76H33ZM53 75V76H52ZM60 77H59V76ZM73 75V76H72ZM137 77H136V76ZM139 75V76H138ZM178 75H179V77H178ZM184 75V76H183ZM190 75V76H189ZM198 75V76H197ZM19 76V77H18ZM40 75L38 74V77H39ZM63 76H66L65 78L63 77ZM134 76V77H133ZM156 76V77H155ZM163 76V77H162ZM166 76H168V77H166ZM171 76V78L169 79V77ZM4 77V76H3ZM18 77V78H17ZM37 77V78H38ZM71 77V78H70ZM132 77V78H131ZM159 77V78H158ZM166 79H165V78ZM173 77L175 78V80L173 79ZM185 77V79H184V81L182 80L183 78ZM188 77H189V79H188ZM193 77V78H192ZM197 77V78H196ZM263 77H264V74H263ZM36 78V77H35ZM130 78H131V80H130ZM154 78L156 79L155 80V82H154ZM162 78V79H161ZM177 78L180 80V81H178L177 80ZM182 78V79H181ZM195 78H196V80H197V82L198 83H196V80H195ZM1 79H2V77H1ZM0 79V80H1ZM60 79V80H59ZM66 80V81H63V80ZM70 79V81L73 79V81L75 82V83H77V86L78 87H76V88H73V87H75V86H73L72 87V83H74L73 81H71V84H70V81H68ZM77 79H78V81H77ZM120 79V80H119ZM123 79V80H122ZM165 79V80H164ZM21 80V81H20ZM34 81L35 80H37V79H33ZM91 80V81H90ZM151 80V81H150ZM158 80V81H157ZM162 80V81H161ZM176 82H174V81ZM177 80V81H176ZM181 80H182V82H181ZM194 80H195V82H194ZM3 81V80H2ZM23 81V82H22ZM30 81H32L33 83H31ZM68 81V83H65V82H67ZM156 81H157V85H156ZM160 81V82H159ZM164 81H167L166 82V84L164 83ZM172 81H173V83H172ZM19 82H21V83H19ZM29 82V83H28ZM55 82V83H54ZM64 82V83H63ZM164 84H163V83ZM188 82H190L189 84H188ZM74 83V84H75ZM83 83V84H82ZM169 83H170V85H169ZM184 83V84H183ZM194 83V84H193ZM0 84H2V83H0ZM73 84V85H74ZM89 84V85H88ZM159 84H161V85H159ZM176 84V85H175ZM200 87H198L197 85ZM169 85V86H168ZM173 85L174 86H176V87H173ZM178 85V86H177ZM193 85H195V87L197 86V88H195ZM61 86V87H60ZM64 86V87H63ZM68 86H70L69 88L70 89H67L68 88ZM88 86V87H87ZM160 86V87H159ZM21 87H23V85L21 86ZM58 87H60V88H58ZM155 87V88H154ZM156 87H157V89H156ZM161 87H162V89H161ZM194 87V88H193ZM1 88V87H0ZM136 88V89H135ZM160 88V89H159ZM166 88V89H165ZM170 88V89H169ZM49 89H51L50 91L51 92H49ZM53 89V90H52ZM61 89H63V90H61ZM72 89H71V92H72ZM79 89V88H78ZM86 89V90H85ZM124 89V90H123ZM189 89V90H190ZM137 90H138V92H137ZM146 90V91H145ZM148 90V91H147ZM77 91H79V90H77ZM81 91H79V92H81ZM145 91V92H144ZM170 91V92H169ZM66 92H68V94L66 93ZM70 92V93H71ZM135 92V93H134ZM142 92H144V93H142ZM147 92V93H146ZM179 92H181V89H180V91H179V89L177 90V94L179 95ZM192 92V91H191ZM51 93V94H50ZM55 93L57 94L56 95V97L58 98V99H60V100H58L56 97H55ZM59 93V94H58ZM75 93H76V90H75ZM84 93V92H83ZM168 93V94H167ZM77 94V93H76ZM76 94H74V96L76 95ZM142 94H148L147 96H145V97H147V98H145L144 97V95H142ZM160 94V95H159ZM49 95V96H48ZM87 95H85V96H87ZM138 95H140V96H138ZM151 95V96H150ZM157 95V96H156ZM87 96V97H88ZM138 97V98H136V97ZM142 96H143V98H142ZM158 96H159V98H158ZM163 98H162V97ZM55 97V98H54ZM86 97V98H87ZM129 97V98H128ZM153 97V98H152ZM154 97H156V98H154ZM140 98H141V103H140ZM166 98H167V100H166ZM79 99V100H78ZM88 99V98H87ZM88 99V100H89ZM136 99H138V101L136 100ZM148 99V100H147ZM59 101V103H57L58 101ZM85 100V102H82V101H84ZM143 100L144 101H146L147 100V104H150V105H148V107L149 106H151L149 109V111H150V113H149V117L151 118V119H153L154 117H153V113H154V115H155V118H158V125H156L155 126V128L152 130V129H150L148 126L147 127H144L143 128V130H142V127H139V126H136V122H140L142 119H143V117H144V114H143V107H144V105L145 104H143ZM149 100H151L150 102H148ZM165 100V101H164ZM171 100V101H170ZM77 101H75V104L76 103H78ZM86 101H87V104H89V107H88V105H86V104H84V103H86ZM89 102V103H88ZM153 102V103H152ZM139 105H138V104ZM176 103V102H175ZM141 104V105H140ZM136 105H138V106H136ZM143 105V106H142ZM156 107H155V106ZM172 105H174V104H172ZM83 106V107H82ZM85 106V107H84ZM142 108H141V107ZM157 106L159 107V108H161L162 107V109L164 108V110L161 112L160 111V109L159 108H157ZM168 106V107H167ZM60 107H62V106H60ZM60 107L58 108L59 109V111H60ZM157 109V110H155V108ZM71 108V107H70ZM75 108V110L78 108H76V107H74ZM93 108V109H92ZM63 109H65V111H62V109H61V112H66V108H63ZM67 109H68V107H67ZM86 109V112L84 111ZM88 109V110H87ZM95 109V110H94ZM152 109L153 110H155L153 113L151 112L152 111ZM161 109V110H162ZM185 110H186V107L184 108ZM71 110H72V108H71ZM184 110V111H185ZM69 111V110H68ZM157 111H159L158 113H156ZM167 111V110H166ZM182 112H183V109L181 110ZM180 111V112H181ZM161 112V113H160ZM171 112H173V110L171 111ZM177 112H179V111H177ZM141 113V114H140ZM164 113H167V115L166 114H164V116L165 117H163V114ZM83 114V115H82ZM162 115V117L165 119H163L162 117V119H163V121L159 118L161 115ZM172 116V117H170V116ZM140 116H141V118H140ZM158 116V117H157ZM65 117V116H64ZM81 117V118H80ZM136 119H138V120H136ZM141 119V120H140ZM161 120V121H160ZM167 120V121H168ZM68 121V122H67ZM165 121V122H164ZM78 122V121H77ZM80 122V121H79ZM133 122V123H132ZM65 123V124H66ZM71 123V124H70ZM135 124V125H134ZM161 124H163V125H161ZM184 124V123H183ZM189 124V123H188ZM60 127H59V126ZM100 125V126H99ZM187 125V124H186ZM71 127V128H70ZM83 127V128H82ZM159 127V129L162 131V133H161V131L159 132V129L158 130H156L157 128ZM184 128V129H183ZM187 128H189L188 130H187ZM102 129V130H101ZM120 129V130H119ZM180 129V130H179ZM183 130V132H182V130ZM97 130H99V132L97 131ZM113 130V131H112ZM193 130V129H192ZM194 130H195V128H194ZM96 131H97V134H98V136H95V135H97L96 134ZM156 131V132H155ZM189 131L191 132V135L190 136H187V134H189ZM196 131V130H195ZM95 132V133H94ZM118 133V132H120L121 133V135L122 136H120V137H118L117 138V134H115V133ZM119 133V134H120ZM62 134V135H61ZM64 134V135H63ZM94 134V135H93ZM142 134V135H141ZM162 134H164V136L162 135ZM194 134H196V132H194ZM193 134V135H194ZM125 135V136H124ZM192 135V136H193ZM78 136H84L86 139H87V137H88V139L87 140H89L90 141V139L92 138V137H90V136H95L94 137V139L95 138H99V136L101 137V139H95V141L96 140H100V142H99V144L97 145V147L99 146V145H104V147H102V146H100V149L101 150H103L104 148H106L107 149V147L108 146H105V144L107 145V144H109L110 142L112 143H110L111 145H115V144H117L119 141H120V138H121V141H127L128 142V139H129V141L132 143L131 145H135L134 143H137V141H140V139L141 138H144V137H149L150 138V140L146 143V147H144V148H146V153L148 154L147 156L146 155H144V153L142 152V151H140L141 153H139L140 155H142V156H140L139 154H138V152L139 151H137V149H136V147H133V146H131L130 147V145H128L129 144V142L127 143V146H128V151H129V153H131V154H129L127 157H128V159L126 158V159H123L122 157H124L125 158V155L123 154V153H120V152H122V151H124V150H121L122 148H124V147H122L121 148V146H126V143L124 142H121L120 141V143L121 144H119V147H113V146H110L109 145V147H110V149L111 148H113V150H104V152H106L107 154L109 153V152H114L115 153V155H118V156H116V157H120L121 156V154H123L122 155V160L120 159V158H118L117 159V161H113L114 159L116 160V158L115 157H113L112 155H110V153H109V155H108V157H107V160H109V161H106L105 162V164H106V166H105V164L104 165H102L101 167H97V169L99 170H94L93 172H90L89 173V175L88 174H86V177L85 176H83V175H85V174H80V175H78L77 177L79 178H81V179H78L77 178V183H78V185H77V183L75 182V184L73 185V186H75V187H73V189L74 190H81V188H79V187H81L82 185V187H86L85 189H96V188H91V186H93L95 183V181L97 180H99L98 179V177L101 179V178H108V176L110 175V176H112V178L110 177V179L111 180H113V181H109V182H107V183H105V185L106 186H108L109 184V187H111L112 186V184L114 185V186H120L121 187V185L124 187H122L121 188V194L118 192V194H120V195H117V193L114 195L115 196V198L117 199H115L114 197V199L116 200V201H112V199H110L112 202H111V204H109V202H107V204L110 206V207H108V205L105 207V209H103L104 211H102V208L100 209V211H101V214L100 213H97V215H96V217L97 216H99V217H97V218H94L93 220H95L96 219V221H95V223H96V225H95V223H94V226H93V228L92 229H94V227H95V229L96 230H93L92 231V229L90 230V228L92 227V226H90L89 228H87L86 227V229H88V230H86V231H84V229H82V228H85L84 226L82 227V228H80V230L78 231L77 229V226H76V230H74V228H72V227H70L73 223L75 224V222H73L72 220L74 219V216H75V211H76V205H75V202L74 201H72V203H71V201L69 200V204L67 203V208H69V209H67L66 210V206H65V208H62V209H65V211L64 210H62V209H58V207L56 206V205H58L56 202H58L57 200V195H58V192H59V188L62 186V185H64V183H67L66 182V180H68V179H66V180H64L66 177H67V175L68 174H66V177L63 179L61 176L63 175V174H65L67 171V169L65 170V173H63L62 174V172H61V174L60 175H58V173H60L59 171H57L56 170V168L58 167V164H55L56 162L57 163H59L58 162V160L60 161L61 159L60 158H58L57 156H59L58 154H60V153H62L63 152V150H64V152L65 153H69V151L70 150H73L74 152H75V145H77V144H74L75 142L76 143H78L77 141L79 140H76V138H78ZM116 136V137H115ZM156 136H159L158 138L156 137ZM185 136L188 138V141L187 140H185L186 138H185ZM56 137H57V142H56ZM59 137V138H58ZM62 137L64 138V137H66L65 139H66V141H65V139H64V141L62 140ZM105 137H108V138H110V139H106ZM136 137V138H135ZM80 138H82V137H80ZM85 138H83V139H85ZM105 140H103V139ZM117 138V139H116ZM122 138H125L124 140L122 139ZM127 138V139H126ZM131 138V139H130ZM134 138V139H133ZM157 138V139H156ZM185 138V139H184ZM201 138V137H200ZM49 139H50V137H49ZM59 139H61V140H59ZM82 139V140H83ZM85 139V140H86ZM93 139V138H92ZM119 139V140H118ZM152 139V140H151ZM261 139V138H260ZM54 140H55V142H54ZM74 140H75V142H74ZM101 140H103V141H101ZM132 140V141H131ZM178 140H180V141H177ZM197 140H199V143H201L200 141H201V139H197ZM61 141H63V142H66L65 143V145H64V143L62 142L61 143ZM80 141V140H79ZM92 141V140H91ZM94 141V142H95ZM97 141V142H98ZM135 141V142H134ZM181 141H184V143L185 144H187L188 142L190 143H188L187 144V146L189 147H186L188 150L189 149H191V146L194 148V149H198V150H196V152H195V150H193V148H192V151H194L193 153L192 152H190V154L192 153V154H195V158L192 156V158L191 159H189V158H186V156L188 157L190 154L188 153L187 155H186V151H188V150H186V149H184L185 148V145H184V143L182 144L181 143ZM186 141V142H185ZM48 142V143H47ZM59 142V143H58ZM72 142H74V143H72ZM93 142V141H92ZM102 142H104V144L102 143ZM57 143V144H56ZM67 143H68V145H67ZM100 143H102V144H100ZM125 144V145H123V144ZM180 143V144H179ZM70 144H72L73 145V148L74 149H72V145H71V148H70ZM169 144H170V142H169ZM197 144V145H196ZM44 145V146H43ZM62 145V146H61ZM137 145V144H136ZM184 146V148H183V146ZM116 146H118V144L116 145ZM127 146H126V148H127ZM143 146H145V144H143ZM154 146V145H153ZM181 146V148H179ZM46 147H47V149H46ZM61 147V148H60ZM67 147V148H66ZM69 147V148H68ZM102 147V148H101ZM150 147H152L153 148V150L150 148ZM196 147V148H195ZM66 148V149H65ZM76 148H78V146H76ZM99 148V147H98ZM147 148H149L150 149V152H149V149H147ZM38 149H40L39 148V146H38ZM37 149V150H38ZM62 151H61V150ZM81 149V151L83 150H85L86 151V149H83V148H80ZM99 149V150H100ZM116 149H118L119 150V152H117V150ZM133 149V150H132ZM165 149H167V150H165ZM180 149H182V150H186L185 152H183L182 150H181V152H180ZM46 151V153H45V151ZM49 150V151H48ZM78 150V149H77ZM76 150V151H77ZM89 150H92V149H90L89 148ZM121 150V151H120ZM153 152H152V151ZM161 149H159L158 151H160ZM169 151V148L168 147H164V148H162V151ZM39 151V152H40ZM134 151H136V152H134ZM59 152V153H58ZM71 152V151H70ZM113 152L111 153V154H113ZM199 152V153H198ZM118 153V154H117ZM137 155H136V154ZM185 153V154H184ZM45 154V155H44ZM52 154H54V155H52ZM120 154V155H119ZM150 154V155H149ZM166 154V153H165ZM165 154L163 153V155L165 156ZM182 154V155H181ZM198 154V155H197ZM131 155V156H130ZM141 157V158H139V156ZM184 155H185V157H184ZM43 156H45V157H43ZM55 156V157H54ZM110 156H112L111 157V159L112 158H114V159H112V161L109 159L110 158ZM197 156V157H196ZM145 157V158H144ZM148 157V158H147ZM58 158V159H57ZM68 158V157H67ZM67 158L66 159H64V160H61V162L63 161V163L65 164H63L64 166H66V164H68V166H70L69 165V163H65L64 161L65 160H67ZM74 158V157H73ZM77 158V157H76ZM130 158V159H129ZM139 158V159H138ZM57 159V160H56ZM72 159V158H71ZM78 160L80 159V158H77ZM77 159H75L73 162H71L70 164H71V168H73L72 166L74 165L73 163H75V162H77ZM142 159V160H141ZM148 159V162L147 161H143V160H147ZM25 160V161H24ZM54 160V161H53ZM121 160V162H119ZM124 160V161H123ZM125 160H127V161H125ZM132 160V161H131ZM139 160V161H138ZM141 160V161H140ZM2 161H4L3 159H2ZM32 161V162H31ZM68 161H69V159H68ZM71 161V160H70ZM111 161V162H110ZM201 161V160H200ZM7 162V161H6ZM60 162V164H62ZM128 162V163H127ZM135 162V163H134ZM140 162V164H138V165H136L137 163H139ZM142 162V163H141ZM148 164H147V163ZM184 162V163H183ZM196 162V163H195ZM37 163V164H36ZM53 163H54V165H53ZM78 163V165H79V161L77 162ZM76 163V164H77ZM80 163H81V161H80ZM110 163H112V164H110ZM123 163L125 164V165H123ZM131 163H133V164H131ZM6 164H8V163H6ZM40 166H39V165ZM109 164V166L110 167H108V169L106 168L107 167V165ZM117 164V165H116ZM122 166H121V165ZM128 164V165H127ZM159 166L161 165V169H163L164 170V168L165 167H163V166H165V165H162V164H160V163H157ZM195 164H196V167H195ZM14 165V164H13ZM23 165V166H22ZM37 165V166H36ZM41 165H42V167H41ZM56 165H57V167H56ZM119 165V166H118ZM141 165V166H140ZM157 165V167H158V170L160 169L159 168V166ZM193 167H192V166ZM1 166H6L5 165V162L4 163H1V161H0V170H2L3 169V167H2V169H1ZM15 166V165H14ZM25 166V167H24ZM39 166V167H38ZM49 168H48V167ZM94 166H95V164L94 165H92L91 167L92 168H94ZM105 166V167H104ZM148 166V167H147ZM35 167V168H34ZM38 167V169H40L41 168V172H43L41 175L40 174H33V176L35 177H32V174H31V171L30 170H32V169H36ZM67 167V166H66ZM74 167H75V165H74ZM96 167V166H95ZM104 168V170L106 169L107 171L111 168L112 169V171H111V169L108 171V173L106 172V170L104 171L103 170V168ZM114 167H116V168H114ZM147 167V168H146ZM163 167V168H162ZM6 168V169H5ZM44 168V169H43ZM91 168V169H92ZM138 168V169H137ZM52 169V170H51ZM69 169V168H68ZM75 169H77V165H76V167L74 168V171H75ZM102 169V170H101ZM200 170L201 169V166L199 167H197V170ZM9 170V169H8ZM56 170V171H55ZM162 170V171H163ZM188 170V169H187ZM186 170V172L188 173H186L187 174V176L186 177H190V176H194V175H196L197 173H195V174H193L192 172V174L193 175H189V171H187ZM70 169H69V171H68V173H70ZM77 171V170H76ZM75 171V174H77V172ZM140 171V172H139ZM159 171H161V170H159ZM2 172V171H1ZM2 172V173H3ZM46 174H45V173ZM112 172L114 173V176H113V174H112ZM143 172V173H142ZM199 172V171H198ZM11 173L13 174V175H11ZM48 173H49V175H48ZM74 173V172H73ZM79 173V172H78ZM105 173H106V176H105ZM110 173V174H109ZM190 173V174H191ZM30 174H31V176H30ZM71 174H72V172H71ZM91 174V175H90ZM92 174H93V176H92ZM112 174V175H111ZM10 175V176H9ZM53 175V176H52ZM73 175V174H72ZM97 175V176H96ZM100 175V176H99ZM141 175H143V176H141ZM184 175V177H182L181 176V178L180 177H177V178H179V179H177L176 178V182L179 184H177L176 182L174 183V185H173V193H175V195H177V196H179V197H181V199H180V201H177V203H182V205L184 206V205H186L187 203H188V206H189V209H191L192 208V210H193V208H194V210L195 211H193V213L195 214V216H196V218L198 217L197 215L198 214H196V213H198V211H199V215H200V213H201V200H199L200 198V196H198V195H196L197 196V198H196V196L194 197V193L195 194H197V192L198 193H200L201 191V186H199L201 183H199V185H198V183H197V185H193V186H195V187H189L190 189V191L189 192H192L194 189H196L194 192H192L193 194V196H190V197H187V196H189L187 193H185V191L184 190H186V186L185 187H183L185 184V181L187 180V178H185V174H183ZM189 175V176H188ZM198 175V174H197ZM196 175V176H197ZM13 176V177H12ZM69 176H70V174H69ZM68 176V177H69ZM92 176V177H91ZM140 178H138V177ZM194 176L193 177V179L194 178H198V179H200L201 180V177L199 176ZM32 177V178H31ZM62 178L61 180L63 181V183H60L61 181H59V185H58V182H56L57 181V179H60V178ZM67 177V178H68ZM72 177V176H71ZM73 177H75V176H73ZM96 177V178H95ZM115 177H116V179H117V181H116V179H115ZM136 177V178H135ZM15 178V179H14ZM18 178V179H17ZM32 179V180H30V179ZM52 178V179H51ZM55 178V179H54ZM84 178V179H83ZM137 180H135V179ZM1 179V178H0ZM12 179V180H11ZM34 179H37V180H35L34 181ZM46 179V180H45ZM85 181V182H83V180ZM89 179V180H88ZM109 179V180H110ZM143 179V180H142ZM181 179V180H180ZM185 181H184V180ZM189 179V178H188ZM198 179H194V180H198ZM16 180V181H15ZM27 180V181H26ZM80 180V181H79ZM82 180V181H81ZM92 180H93V185H91L90 184V182H92ZM121 180V181H120ZM4 181V182H3ZM20 181V182H19ZM30 181H32V182H30ZM90 181V182H89ZM96 181V182H97ZM136 181V182H135ZM144 181V182H143ZM182 181H184L183 182V184H181L182 183ZM187 181H190V180H187ZM1 182H3V183H1ZM11 182V183H10ZM16 182V183H15ZM27 182H29V183H27ZM36 182V183H35ZM38 182H40V183H38ZM55 182H56V185H55ZM79 182H81V183H79ZM117 182V183H116ZM122 182H124V183H122ZM8 183V184H7ZM21 183V184H20ZM85 183H89L88 185L90 186V187H88L87 186V184H85ZM186 183H189V182H186ZM10 184V185H9ZM12 184V185H11ZM15 184H17V185H15ZM29 184H31V185H29ZM34 184V185H33ZM41 184V185H40ZM108 184V185H107ZM115 184H119V185H115ZM181 184V185H180ZM4 185V186H3ZM15 185V186H14ZM27 185H29V187L31 186V188H29L32 192H30V195L29 196H27V193H29V191H27V189H28V187H27ZM35 185H37V186H35ZM46 185V186H45ZM65 185H67V184H65ZM65 185H64V188H65ZM86 185V186H85ZM104 185V187H105V189H104V187L102 186V188L105 190V191H110L106 186ZM178 185V186H177ZM264 185V184H263ZM14 186V187H13ZM125 186H127V189H126V187ZM181 186V187H180ZM196 186H197V188H196ZM33 187V188H32ZM36 187H37V189H36ZM42 187H43V190L41 191V189H42ZM44 187H45V189H44ZM51 187H53V188H51ZM57 187V189H54V188H56ZM130 187H131V189H130ZM264 187V186H263ZM13 188H14V190H13ZM40 188V189H39ZM51 188V189H50ZM78 188V189H77ZM84 188H82V189H84ZM101 188V187H100ZM100 188H98V189H100ZM117 188V187H116ZM4 189V190H3ZM32 189H34V190H32ZM35 189L36 190H38V191H35ZM51 190V194H50V190ZM52 189H53V191H52ZM84 189V190H85ZM103 189H100L101 191L103 190ZM108 189V190H107ZM111 189H115V187H113L112 186V188ZM126 189V190H125ZM130 189V190H129ZM193 189V190H192ZM3 190V191H2ZM39 190H40V193H39ZM56 190V191H55ZM125 190V191H124ZM198 190V191H197ZM35 191V192H34ZM126 193H128V195H129V192H130V195H132V193H133V195L132 196H128L127 195V193L126 194H124V192ZM36 192H38V194L36 193ZM48 192H49V194H48ZM55 192H57V193H55ZM75 192V191H74ZM206 192V191H205ZM205 192H203V193H205ZM35 193V194H34ZM53 193L55 194V195H53ZM183 195H182V194ZM202 193V194H203ZM35 195V197H34V195ZM39 194H41V195H39ZM124 195V198H123V195ZM181 194V195H180ZM201 194V193H200ZM199 194V195H200ZM31 195H33V196H31ZM39 195V196H38ZM125 195L127 196L126 197V200H124L125 199ZM53 198H52V197ZM43 198L44 200L42 201V199L41 200H39V198ZM128 197H130V199L128 198ZM133 197V198H132ZM185 197V198H184ZM194 197V199H192ZM51 198H52V200L54 199L55 201L54 202H52V200H51ZM120 198V200H118ZM122 198V199H121ZM156 198V199H155ZM30 199H33L32 200V202H30L31 200ZM34 199H36V201L38 202V200H39V202L40 203H37V202H34L35 200ZM151 201H150V200ZM191 199L192 200H195L196 199V201L199 203L198 204V206H199V208L197 207V206H193L192 204H190V202L189 201H191ZM220 199V198H219ZM218 199V200H219ZM30 200V201H29ZM46 200V201H45ZM123 200V201H122ZM131 200V201H130ZM154 200V201H153ZM186 200V201H185ZM217 200V201H218ZM127 201V202H126ZM130 201V202H129ZM136 201V202H135ZM139 201V202H138ZM43 202V203H42ZM46 202H48V203H46ZM126 202V203H125ZM154 202V203H153ZM42 203V204H41ZM45 203H46V205H45ZM54 203V204H53ZM71 203V204H70ZM184 203H186V204H184ZM211 203H213V202H209V203H207L206 205H210ZM31 205V207H30V205ZM56 204V205H55ZM28 205V206H27ZM36 205V206H35ZM48 205H50V206H48ZM116 205V206H115ZM118 205V206H117ZM41 206V207H40ZM50 207V208H47V207ZM75 208H74V207ZM133 208H131V207ZM136 206V207H135ZM191 206V207H190ZM119 207V208H118ZM37 208H39V209H37ZM107 208V209H106ZM114 208V209H113ZM123 208V209H122ZM136 210H135V209ZM52 210V211H51ZM74 212H73V211ZM108 210V211H107ZM116 210V211H115ZM134 210V211H133ZM198 210V211H197ZM45 211V212H44ZM99 211V212H100ZM197 211V212H196ZM203 212H204V210H202ZM45 213V215H44V213ZM69 212H70V214H72V212H73V214H74V216H73V218H71V215L69 214ZM111 212V213H110ZM196 212V213H195ZM66 214V215H64V214ZM109 213V214H108ZM42 214L44 215V216H42ZM49 214H51V215H53L54 217H51V215H49ZM99 214V215H98ZM41 215V216H40ZM47 215L49 216V217H47ZM64 215V216H63ZM67 215L68 216H70V218L72 219L71 221V223H70V221L68 220V217H67ZM106 215V216H105ZM112 215V214H111ZM111 215H109V216H111ZM131 215L129 216V218L128 219H131L132 220V218H134L133 217V215H132V217H131ZM210 214H205L203 217H206V216H209ZM62 216V217H61ZM109 216L106 218V219H108L109 218ZM113 216V215H112ZM135 216V215H134ZM44 217V218H43ZM46 217H47V219H46ZM64 217H67V218H64ZM40 218H42V219H40ZM200 218V219H199ZM50 219H52V220H50ZM56 219V220H55ZM199 219V220H198ZM43 220H45V222L43 221ZM48 222H47V221ZM57 220L59 221V222H57ZM65 220H68V221H66L65 222ZM101 220V221H102ZM197 220L198 221H201V215H200V217H198L197 218ZM41 221V222H40ZM43 221V222H42ZM52 221V222H51ZM56 221V222H55ZM67 222H69L71 225L70 226H68V227H70L69 229H67V228H65L66 226H64V228L63 227H60V226H63L65 223H66V225H69V223L67 224ZM94 222V221H93ZM93 222H90V223H93ZM56 223V224H55ZM40 224H42L41 226H40ZM47 224V225H46ZM61 224V225H60ZM38 225H39V227H38ZM44 225H45V227H44ZM92 225V224H91ZM47 226V227H46ZM49 226H51V227H49ZM56 226V227H55ZM34 227V228H33ZM58 227H60V228H58ZM42 228V229H41ZM62 228V229H61ZM32 231H31V230ZM65 229V230H64ZM82 229V230H81ZM27 230H28V232H27ZM31 232H30V231ZM35 230V231H34ZM48 230V231H49ZM67 230V231H66ZM70 230V231H69ZM72 230H74V231H72ZM173 230L175 231V229L173 228ZM173 230L172 229H170V230H168V231H172V232H169V233H171V234H169L168 233V231H166V233L165 234H167L168 235V239L167 240H169V243L167 242V240L165 241V243H167V244H165V245H167V247L164 245V247L163 248H165V249H163L164 251H165V253H168L170 250H171V247H169V244H173V241L175 242L176 240H175V235H174V237H173ZM34 231V232H33ZM41 231V232H40ZM76 231V232H75ZM88 231V232H87ZM97 231V232H96ZM200 231V230H199ZM33 232V233H32ZM37 232V233H36ZM43 232V233H42ZM89 232H92V233H89ZM197 232H198V230H197ZM196 232V233H197ZM26 233H28V235L26 234ZM79 233V234H78ZM96 233V234H95ZM34 234L35 235H37L36 237H34L35 239L34 240H32L31 241V239H33L32 237L34 236ZM39 234V235H38ZM42 234H44L43 236H42ZM58 234V235H57ZM76 234V235H75ZM164 234V235H165ZM170 235H171V237H170ZM30 236H32V237H30ZM38 236H40L39 238L41 239V240H39L38 239ZM42 236V237H41ZM64 236V237H63ZM67 236V237H66ZM66 237V238H65ZM170 237V238H169ZM173 237V238H172ZM29 238H31V239H29ZM54 237H53V239H55ZM41 242H38V240ZM50 239H52V238H50ZM50 239H49V241H50ZM171 239V240H170ZM180 239V241H176L177 242V244H176V242H175V248H176V253H177V251H178V253L180 252V251H183V249H185L186 247H188L187 249L188 250H185L184 252H180L179 254H180V256L178 257V258H174L175 259V262L177 261H179V263L178 264H192L193 262H195L196 264H201V248L199 249V251L198 250H196V251H194V245H193V243L192 244H190V245H188V246H186V247H184L185 246V244L183 243V239H181V238H178L177 240H179ZM36 240V241H35ZM45 240V238H43V241ZM28 241V242H27ZM34 241V242H33ZM56 241H58V240H56ZM171 241V242H170ZM27 242V243H26ZM35 245V247H34V245L32 244V243ZM38 243V244H37ZM30 244L32 245V246H30ZM171 244V245H172ZM178 245V246H177ZM23 246H25V248L28 250V251H26L25 250V248L23 247ZM192 247V249H191V247ZM199 246H201L200 244H199ZM22 247V250H24V252H23V256L21 257V255H22V250L20 249L19 250V248H21ZM29 249H31V250H29ZM38 247H39V249H38ZM24 248V249H23ZM40 248H42L41 250L44 252V254L43 253H41L42 251L40 250ZM169 248V249H168ZM181 249V250H178V249ZM245 249V248H244ZM244 249H241V250H244ZM33 250V251H32ZM35 250V251H34ZM19 251H21V255L19 254L20 252ZM31 251V252H30ZM167 251V252H166ZM26 252V253H25ZM33 252V253H32ZM39 252V253H38ZM13 253H15V254H13ZM18 253V254H17ZM28 253H31L26 259H25V255H27ZM36 253V254H35ZM37 253L38 254H40V258H39V256L37 255ZM177 253V254H178ZM142 254V253H141ZM141 254H137V256L136 255H133L132 257H133V259H132V262L133 263H135L136 261H137V263L136 264H139L138 262L141 260V262H142V259L144 260L148 255H146L144 252H143V254L141 255ZM8 255H10V256H8ZM15 255V256H14ZM18 255H19V259H17L18 258ZM34 255V256H33ZM136 256V257H135ZM139 256V257H138ZM144 256V257H143ZM9 257V258H8ZM11 257V258H10ZM13 257V258H12ZM24 257V258H23ZM31 257V258H30ZM42 257V258H41ZM181 257H184L183 259H181ZM203 257V256H202ZM22 258V259H21ZM32 258H33V260L35 259V261L33 262V260H32ZM37 258H39L40 260H38ZM171 258V255H168V257H167V259L169 260ZM188 258H190V259H188ZM10 259H12V260H10ZM21 259V260H20ZM29 259L32 261H30L29 262ZM37 259V260H36ZM121 259V261L122 260H124V258L122 259V258H120ZM174 259H171V260H169V262L168 263H172V262H174ZM179 259V260H178ZM181 259V260H180ZM18 262H17V261ZM26 262H25V261ZM133 260H135V261H133ZM168 260H166V261H168ZM189 260H191V261H189ZM9 261H11V262H9ZM14 261V262H13ZM151 261V260H150ZM21 262V263H20ZM152 263H153V261H151ZM150 262V263H151ZM192 262V263H191ZM90 263V262H89ZM133 263H125V264H133ZM149 263V261L148 262H145L144 264H150ZM151 263V264H152ZM194 263V264H195ZM41 264V263H40ZM176 264V263H175Z\"/></svg>", "mask_w": 264, "mask_h": 264}]
</instances>
